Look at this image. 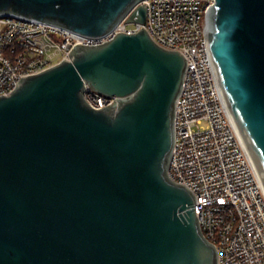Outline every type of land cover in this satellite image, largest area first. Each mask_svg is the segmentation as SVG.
<instances>
[{
	"label": "water",
	"instance_id": "water-1",
	"mask_svg": "<svg viewBox=\"0 0 264 264\" xmlns=\"http://www.w3.org/2000/svg\"><path fill=\"white\" fill-rule=\"evenodd\" d=\"M143 0H0V14L100 37ZM207 48L264 187V0H215ZM187 60L141 26L20 75L0 93V264H217L196 198L168 174ZM88 85L114 98L94 107Z\"/></svg>",
	"mask_w": 264,
	"mask_h": 264
},
{
	"label": "built area",
	"instance_id": "built-area-1",
	"mask_svg": "<svg viewBox=\"0 0 264 264\" xmlns=\"http://www.w3.org/2000/svg\"><path fill=\"white\" fill-rule=\"evenodd\" d=\"M141 2L145 23L125 16L100 37L0 14V93H10L20 75L69 57L75 43H99L119 30L143 26L160 46L181 50L187 65L175 102L168 174L195 195L200 228L216 247L217 264H264V187L222 102L207 48V13L215 0ZM84 97L94 107L114 98L88 85Z\"/></svg>",
	"mask_w": 264,
	"mask_h": 264
}]
</instances>
